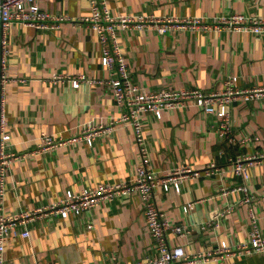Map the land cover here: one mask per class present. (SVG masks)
<instances>
[{"label":"crops","instance_id":"crops-1","mask_svg":"<svg viewBox=\"0 0 264 264\" xmlns=\"http://www.w3.org/2000/svg\"><path fill=\"white\" fill-rule=\"evenodd\" d=\"M41 6L58 17V28H37L14 23L9 31L10 54L6 87V114L11 139L7 150L20 154L6 177L3 212L12 213L59 200L68 190L79 192L101 182H121L134 176L140 160L133 126L116 121L114 129L87 141L21 156L38 146L44 133L70 137L86 123H109L127 109L119 103L108 82L110 71L102 64L98 33L83 17L90 15L89 0H41ZM111 12H145L214 19L220 14L243 12L264 17V0H108ZM134 81L153 90L222 89L229 75L239 85H264V34L247 30L176 31L156 29L120 31ZM59 73L63 80L53 81ZM85 75L75 87L71 78ZM233 134L230 143L218 131V116L197 104L165 109L161 117L148 113L145 131L152 164L161 176L186 164L200 173L186 178L180 191L159 186V207L188 232L170 230L169 241L182 244L189 254L205 253L222 241L235 246L250 235L249 211L254 207L264 232V161L250 169L246 181L256 196L239 204L244 190L224 196L222 187L244 183L234 173L232 160L264 151L261 140L243 139L264 132V99L230 104ZM216 162L215 171L204 169ZM254 197V196H253ZM197 201L189 210L185 206ZM228 204L235 209L218 228H204ZM93 224L92 227L89 225ZM30 236L8 238L5 264H113L135 263L156 253L155 239L147 225L140 195L105 201L78 215H53L30 225ZM198 264H264V251L219 256Z\"/></svg>","mask_w":264,"mask_h":264},{"label":"built area","instance_id":"built-area-1","mask_svg":"<svg viewBox=\"0 0 264 264\" xmlns=\"http://www.w3.org/2000/svg\"><path fill=\"white\" fill-rule=\"evenodd\" d=\"M41 0H0V264H5L6 243L13 235L30 236V225L42 218L53 215L70 217L91 210L97 205L109 201L114 202L121 197L138 194L144 201L147 225L155 239L156 253L147 254L135 263L116 262L113 264H198L202 261L225 256H244L255 251H264V232L260 225V217L254 207L250 208L251 218L250 235L234 247L222 241L220 246L205 253L189 254L182 244H172L169 241V231L179 235H186L188 229L179 223L171 221L159 207L155 197V190L162 186L165 190L180 191L182 182L200 172L190 165L182 164L171 168L166 174L159 175L152 164V154L149 149L145 131V119L148 113L158 117L163 115L165 109L185 108L194 103L202 107L207 113L218 116V131L230 143L236 140L233 134V121L230 104L234 100L252 101L264 99V85L244 87L239 85L236 75H229L222 89L204 91L201 88H171L153 90L134 81L130 67L126 60V53L121 42L120 30L130 29H156L159 33L166 34L176 31L200 30H247L253 33L264 34V17L247 15L243 12L220 14L214 19L194 16L165 15L139 12L119 13L111 12L108 0H89L91 13L83 17L88 27L99 35L102 45V64L111 74L108 82L114 98L126 107V111L117 119L109 123H86L82 131L70 137H58L53 133H44L40 137L38 146L21 156H29L42 150L62 147L87 141L93 144L97 137L111 132L116 121H125L134 128L136 144L139 147L140 160L136 165L134 176L121 182H101L79 192L72 190L57 201L46 205L26 208L21 211L3 212L6 200V177L15 158L20 154L8 151L11 134L8 131V117L6 114V87L10 81L8 76V63L10 54L9 31L16 22L32 25L37 28H58L62 18L53 15L41 6ZM64 75L55 73L51 80H63ZM75 87H79L87 78L85 75L71 78ZM261 140L264 143V132L254 137L243 139ZM264 161V151H255L244 154L232 160L231 167L234 173L243 178L242 184L232 187H222L221 193L226 196L235 191L244 190L246 195L240 198L239 204L250 203L256 199L250 194L246 181L250 178V169ZM216 162H210L204 171L209 174L215 171ZM254 196V197H253ZM197 201H190L185 209H192ZM235 209V204L215 213L206 223L204 228H218L221 220ZM90 227L93 224L89 225Z\"/></svg>","mask_w":264,"mask_h":264},{"label":"rangeland","instance_id":"rangeland-1","mask_svg":"<svg viewBox=\"0 0 264 264\" xmlns=\"http://www.w3.org/2000/svg\"><path fill=\"white\" fill-rule=\"evenodd\" d=\"M126 60H127V56H126ZM186 108V107H185Z\"/></svg>","mask_w":264,"mask_h":264}]
</instances>
